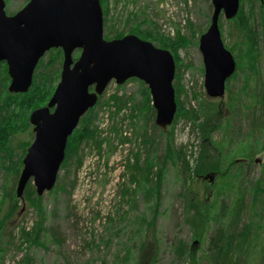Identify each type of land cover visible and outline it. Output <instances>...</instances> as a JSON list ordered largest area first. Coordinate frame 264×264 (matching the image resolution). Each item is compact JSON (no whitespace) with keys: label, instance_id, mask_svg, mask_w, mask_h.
I'll list each match as a JSON object with an SVG mask.
<instances>
[{"label":"rangeland","instance_id":"1","mask_svg":"<svg viewBox=\"0 0 264 264\" xmlns=\"http://www.w3.org/2000/svg\"><path fill=\"white\" fill-rule=\"evenodd\" d=\"M27 2L4 0L5 14ZM211 11V0H108L102 11L104 39L133 33L157 47L152 36L179 47L168 49L175 63L176 114L169 125H156L155 111L136 110L144 104L139 79L111 80L83 123L96 128L101 145L83 139L74 144L72 136L52 190L35 202L18 198L0 230L5 247L0 264H26V259L32 264H247L242 244L253 224L264 226V0H239L230 23L220 15L221 38L236 66L217 97L205 93L198 49ZM56 49L46 51L33 72L34 86L51 89L41 106L59 81L62 50ZM79 54L75 49L72 58ZM4 66L0 62L1 97L2 85L7 88L10 81ZM32 110L15 108L27 118ZM27 133L31 143L30 123L25 132L7 134L4 147H11V160L0 152V218L7 191L15 192ZM146 138L152 143H144ZM146 161L153 180L161 173L158 199L154 193L146 196L153 186L142 178ZM219 199L232 205L226 252L208 247ZM20 228L31 235L18 245ZM180 242L188 253L177 257ZM251 264H264V248Z\"/></svg>","mask_w":264,"mask_h":264},{"label":"water","instance_id":"2","mask_svg":"<svg viewBox=\"0 0 264 264\" xmlns=\"http://www.w3.org/2000/svg\"><path fill=\"white\" fill-rule=\"evenodd\" d=\"M211 5L209 25L199 35L198 49L205 93L217 97L223 95L236 65L224 46L218 21L220 15L234 17L239 0H211ZM53 47L63 53L60 78L46 105L28 116L34 136L22 158L17 197L30 179L38 195L54 186L67 137L111 80L117 84L131 77L142 80L158 126L169 125L176 112L172 53L132 33L104 39L99 0H28L13 15L5 14L4 0H0V61L7 64L9 92L28 90L38 60ZM75 49L80 54L73 60Z\"/></svg>","mask_w":264,"mask_h":264},{"label":"trees","instance_id":"3","mask_svg":"<svg viewBox=\"0 0 264 264\" xmlns=\"http://www.w3.org/2000/svg\"><path fill=\"white\" fill-rule=\"evenodd\" d=\"M259 2H261V0H259ZM99 3L101 5L102 11H104L105 7L108 5V0H99ZM260 5H262V4H260ZM237 15H238V13H236V15L234 17H232L231 19H228L227 22L230 23L231 21H233L237 17ZM199 33H201L200 30L197 31L196 36H198ZM194 35H195V33H193V36ZM121 36H123V35L121 34V35H117L115 37H121ZM152 41L158 42L159 43L158 46L163 47V48H167L170 50H174L175 48H179L173 42H170V40H168V39L165 40L161 37L152 36ZM187 43H188V39L186 38L183 41L182 45L185 46ZM52 49H54V48H52ZM56 50L59 51L60 49L57 48ZM237 54H238L237 57L241 56L240 47H238ZM243 54H244V58L246 59L245 61H248L249 57H250L249 51H246ZM39 64H40V60L37 62L35 68L38 67ZM4 73H6L5 66H4ZM233 74H234V72L232 73V75ZM5 75L7 76V74H5ZM134 79H136V78L132 77V78H129L127 80H134ZM138 81L141 84L140 92L142 94L144 104L141 105V107L136 108V110H138L137 112L139 113V111L141 112L142 108L145 107L146 111L147 112L151 111V114L153 115L154 108L151 105V99L149 97V91H148L147 87L144 85L143 81H141V80H138ZM4 83H5V81H4ZM4 83H2V84H4ZM1 88L3 89V91H2V97L0 96V113L3 112V114H0V152H1V157H5V155H7L8 159L11 160V147L10 146L4 147L7 134L15 133L17 131L25 132L26 128L29 127L28 118L23 117V113L21 111H19V114L16 113L15 108L20 107V110H21V108L24 106L28 107L30 109H34L36 107L41 106L43 104L41 102H43L46 99V97L50 95L49 92L51 89L49 91L47 90L48 88L47 89L45 88L46 90L45 89H38V87L34 86V82L31 84L29 89L23 93L9 92L7 90V88H5V85H2ZM38 91H39V94L37 95ZM43 93H46V94L43 96L42 95ZM18 97H21V100H18L17 99ZM92 108H90L89 110H91ZM143 110H145V109H143ZM175 114H176V112H175ZM85 120H88V117L85 116V114H84L79 120V122L81 123L80 126L78 128H75L73 130V132L67 137L65 150H64L65 153H67L68 144H69L72 136H74V139L76 138L74 141L75 142L74 144H76L77 141L83 139L84 141L92 142L94 144V146H100L101 145V143H102L101 139L98 140L96 138L97 134H98L97 131L95 130L96 128L94 129L93 127L91 128L90 126L88 127L86 124H83L84 122L86 123ZM29 131H30V129L28 130V132ZM75 134H77L78 137ZM27 135H28V137L25 138V140L21 141V144H23V147L21 148V155L24 154L26 147L30 143V140H29L30 134L27 133ZM143 140H146V141H144V143H148V144L152 143L151 138H146ZM167 151L170 152V150H167ZM16 163L18 164V160ZM145 164H146V166H145L146 169H144V171H141L139 169L141 171V173L144 172V175L142 176V178H144V180L147 183L148 182L153 183V186H151L150 190L147 191L146 196L150 197L153 193L156 196L157 192L159 190V187L161 186V184H160L161 173H159V172L157 174L155 173L154 174V180H153V178L148 175V171H149L148 170L149 169L148 161H146ZM233 164H235V163H232V165ZM134 165H135V163H134ZM263 169H264V167H263ZM15 171H17V173L19 172L18 167L15 168ZM17 173L15 174L14 179L16 178ZM6 188L7 187H5V189ZM50 190H52V188ZM45 192H47V191H45ZM14 195H15V198H14ZM41 195H38L35 192L33 185L30 184L29 181L27 182L21 197H17L15 192L13 194V190L11 191V189L9 191H7V199H6L8 201L7 206H6L7 209H6L5 213L3 214V216L0 218V230H1V227L3 226L6 218L15 210L14 208H15L16 202L18 201V198H22V197L25 198L26 196H28L32 202L33 201L35 202L37 200V198L40 197ZM158 196H156L157 199L159 198ZM157 208H158L157 205H155L152 208V211H154V213H157ZM215 216H216V224L214 226V230L212 232V235H210V237H209L208 247L210 249H213V250L218 251V252H226L230 248V245H231V242L227 239L226 232H227V228H228L230 221H231V218H232V205H226L224 200L219 199L218 208H217V211L215 213ZM208 229H209V225L206 227V230H208ZM0 233H1V231H0ZM30 235H31V233H28V232L26 233L23 228H20V232L18 231V234L16 233L18 245H21V243H24L25 239L28 238ZM35 235L38 236L37 233H35ZM14 239H15V235L10 234V241H13ZM27 240L29 241V239H27ZM10 241H8V242H10ZM34 241H35V239H34ZM263 248H264V226L253 224L250 234L248 235V237H246L244 243L242 244V250H241L242 254L245 257L247 264H251V261L253 260V258L255 256H257L258 254H260V251ZM4 249H5L4 246L0 247V254L3 252ZM174 252L177 255V257L183 256V255L188 253V251L185 249L184 243H182V242H180L174 248ZM26 262H27L26 264H32V262L27 261V259H26Z\"/></svg>","mask_w":264,"mask_h":264},{"label":"flooded vegetation","instance_id":"4","mask_svg":"<svg viewBox=\"0 0 264 264\" xmlns=\"http://www.w3.org/2000/svg\"><path fill=\"white\" fill-rule=\"evenodd\" d=\"M53 48H55V47H53ZM51 49V48H50ZM60 50H61V48H59ZM76 58L74 57L73 58V60H75ZM62 60H63V53H62ZM0 62H4V65L6 66V71H7V64H6V62L5 61H0ZM61 72V71H60ZM7 75H8V73H7ZM60 78V77H59ZM10 79V78H9ZM10 82V81H9ZM91 89L92 88H90V91H91ZM53 91H54V89H53ZM46 105V104H45ZM53 109H54V107H52V108H50V111H53ZM81 118V117H80ZM80 120V119H79ZM79 123V122H78ZM32 125V124H31ZM32 128H33V126H32ZM32 132H33V130H32ZM33 136H34V132H33ZM27 149V148H26ZM65 150V149H64ZM65 153V152H64Z\"/></svg>","mask_w":264,"mask_h":264}]
</instances>
